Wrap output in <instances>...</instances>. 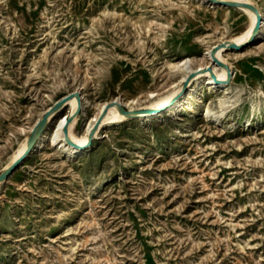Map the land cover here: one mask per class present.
I'll use <instances>...</instances> for the list:
<instances>
[{
    "label": "rangeland",
    "instance_id": "obj_1",
    "mask_svg": "<svg viewBox=\"0 0 264 264\" xmlns=\"http://www.w3.org/2000/svg\"><path fill=\"white\" fill-rule=\"evenodd\" d=\"M219 1L0 0V173L79 85L90 115L110 104L84 154L48 143L0 181V264H264V35L221 47L228 85L175 116L173 103L145 122L111 110L117 97L157 107L183 90L175 63L253 30ZM193 73L219 75L211 62ZM83 113L68 118L77 135Z\"/></svg>",
    "mask_w": 264,
    "mask_h": 264
},
{
    "label": "bare ground",
    "instance_id": "obj_2",
    "mask_svg": "<svg viewBox=\"0 0 264 264\" xmlns=\"http://www.w3.org/2000/svg\"><path fill=\"white\" fill-rule=\"evenodd\" d=\"M230 1H239V2L241 1L244 3H251V1L249 2L248 0L247 1H244V0H222L221 1L220 0L219 3L224 4V2H230ZM251 4H253V3H251ZM254 5L258 8L259 12L261 13V15L263 17V21H262L261 26H260L258 33L256 35H254L253 30H251V32L244 34L242 37H239V38L234 40V42H236L240 46H243V45L251 42L252 40H257L261 36L264 35V8L257 6L256 4H254ZM238 8L246 11L249 14L251 28L254 29V27L257 23V13H255L252 9H250L247 6H238ZM215 46L209 47L207 49V51H205L204 57L209 58V61H207L205 63H200L198 66L194 67L191 64V62H193V60L191 58H187V59L181 60L175 64L173 63L174 64L173 66L180 69V74H181L182 80H184V79H187L191 75V73H193L194 71L202 70L204 64H206V67H207L209 65V63L211 62L214 65L215 70L219 73L218 76H215L212 73L201 74L200 76H198L196 78V80L191 81L189 83V85L185 91L181 90V91L174 92V89H175L174 88L171 92H169L165 95L159 96L158 99H156L157 107L153 108L154 111H152L153 110L152 108H149V110L138 111V110H136V108H134L132 105H130L134 100L124 101L119 97H117V100L114 102V103H116L115 107L112 108L111 110L114 112L117 111L119 113H122L120 111L119 106L120 105L128 106L131 112H130V114L122 113L125 117L134 115L136 117H139L140 121L145 122V121L152 119L155 116H158V115L154 116V113L160 107L162 109L167 108V107H169V105L171 103H173V104L168 109V111L170 112V115L175 116L176 112L179 111L183 106H185L189 102L190 98L196 96V93L200 88L206 87L208 89H213V88H219V87H226L228 85L227 84L228 73L223 70V66L220 65L215 59V57H216L217 59L226 63V60L223 58V54H222L223 48H219L217 50L215 56H214L212 54V51H213ZM177 68H175V69H177ZM81 90H82V86L79 85L73 92H79L80 93V92H82ZM81 101H82V107L84 108L83 116L86 118V123H85L84 130H83L82 134L77 135L75 133V130H74V123H71V125H70L71 128H70V130H68V135L72 138L73 142L68 141L67 134L65 132V128L68 124V118H69L68 113L69 112H68V110H66L63 113H61L58 118H56V120L54 121L53 129L50 128V125L53 121V117L52 116L50 117L49 122L47 123V125L45 126V128L41 132V134L39 135V137H38L36 143L34 144L31 152L39 150L40 148L47 145L48 143L55 144L59 141H63L61 147H64L65 154L67 157L72 158V157L82 155L85 153L84 148L86 146H89V145L87 143L85 145H81L80 143L85 142L87 140L86 134L95 126L96 122L101 117H103V115L107 112V109L109 108L110 104L108 102H101L97 108V111H94L90 115L89 114L90 102H89L88 98L85 96V94H82ZM226 101L227 100L225 98H220L218 102H219L220 106H223L226 103ZM70 102H72V101H70ZM75 102H77L79 105L78 97L75 99ZM76 109H75V111H76ZM206 116L207 117L215 116L216 118H218L219 114H217L215 111H212V109L210 107H207ZM74 117L75 116H73V113H72L69 120L74 118ZM36 123L31 127L34 128ZM26 150H27V145L24 147L21 154L18 155V157L14 161L23 157Z\"/></svg>",
    "mask_w": 264,
    "mask_h": 264
},
{
    "label": "water",
    "instance_id": "obj_3",
    "mask_svg": "<svg viewBox=\"0 0 264 264\" xmlns=\"http://www.w3.org/2000/svg\"><path fill=\"white\" fill-rule=\"evenodd\" d=\"M211 1H215V0H211ZM224 5H227V6H234V7H237V6H247L249 7L250 9H252L255 13H257V23L253 29V33L254 35H256L258 33V30L261 26V23L263 21V17L261 15V13L259 12L258 8L254 5V4H251V3H244V2H239V1H230V2H224ZM251 43V42H250ZM249 44V43H248ZM247 45V44H246ZM245 46V45H244ZM221 47H229V48H236V49H241L243 46H240L238 45L236 42L234 41H226V42H223L222 44L220 45H216L212 51V54L215 56L217 50ZM216 61L226 67L228 69V76L230 77L231 75V71H230V68L228 66L227 63H224L223 61L217 59L215 57ZM194 73H192L188 78L187 80L185 81L184 83V86H183V91H185L189 85V80L191 78V76L193 75ZM216 76V75H215ZM77 96L78 97V100H79V105H78V108L76 109V111L73 113V116H75L76 114L79 113V111L81 110L82 108V101H81V94L79 92H72V93H69L67 94L65 97L61 98L59 101H57L56 103H54L51 108L43 115V117L36 123L35 127L33 128V130L31 131L29 137H28V141H27V150L25 152V154L23 155V157L19 158L18 160L14 161L12 164H10L7 168H5L1 173H0V181H4L6 180L9 176H11L13 174V172L15 171V169L25 160V158L27 156H29V154L31 153L32 149H33V146L34 144L36 143L39 135L41 134V132L44 130L45 126L47 125V123L49 122V119L50 117L52 116V114L54 112H56V110H58V108L60 106H62L65 102H67L68 99L72 98V97H75ZM120 111L124 114H130V109H127L125 106L123 105H120ZM100 120L99 119L96 124H95V127L93 128V130L91 131L90 133V138L91 140L93 139L94 137V133L95 131L98 129L99 125H100ZM65 132L67 134V139L68 141L70 142H73L69 136H68V125L66 126L65 128Z\"/></svg>",
    "mask_w": 264,
    "mask_h": 264
}]
</instances>
